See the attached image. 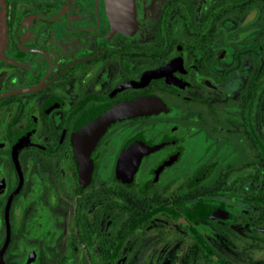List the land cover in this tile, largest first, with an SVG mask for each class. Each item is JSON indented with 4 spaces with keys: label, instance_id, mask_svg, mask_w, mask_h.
<instances>
[{
    "label": "flooded vegetation",
    "instance_id": "af4514ba",
    "mask_svg": "<svg viewBox=\"0 0 264 264\" xmlns=\"http://www.w3.org/2000/svg\"><path fill=\"white\" fill-rule=\"evenodd\" d=\"M0 27V264L264 254V0H0Z\"/></svg>",
    "mask_w": 264,
    "mask_h": 264
},
{
    "label": "water",
    "instance_id": "95a60500",
    "mask_svg": "<svg viewBox=\"0 0 264 264\" xmlns=\"http://www.w3.org/2000/svg\"><path fill=\"white\" fill-rule=\"evenodd\" d=\"M3 31L2 28L0 27V42H2L3 39ZM133 105H136L137 107L140 106L139 102L132 103ZM134 107V106H132ZM138 109H136L137 111ZM134 111V110H133ZM125 110L122 108V106H116L111 109H107L105 111L98 112L97 115H95V118H99L101 120V125L97 127L98 131L103 130L106 126L109 125L112 121L121 118L124 115ZM140 113V111L138 110Z\"/></svg>",
    "mask_w": 264,
    "mask_h": 264
},
{
    "label": "rangeland",
    "instance_id": "374dc122",
    "mask_svg": "<svg viewBox=\"0 0 264 264\" xmlns=\"http://www.w3.org/2000/svg\"><path fill=\"white\" fill-rule=\"evenodd\" d=\"M235 258L239 264H262L264 261V254H238Z\"/></svg>",
    "mask_w": 264,
    "mask_h": 264
}]
</instances>
